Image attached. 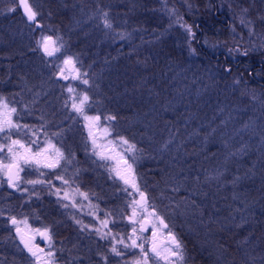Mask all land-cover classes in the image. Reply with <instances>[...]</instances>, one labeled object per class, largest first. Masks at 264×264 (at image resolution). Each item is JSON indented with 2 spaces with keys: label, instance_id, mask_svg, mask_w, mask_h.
<instances>
[{
  "label": "rangeland",
  "instance_id": "1",
  "mask_svg": "<svg viewBox=\"0 0 264 264\" xmlns=\"http://www.w3.org/2000/svg\"><path fill=\"white\" fill-rule=\"evenodd\" d=\"M131 1L138 6L137 3L142 4L144 0ZM211 1L213 3L207 0L204 6L211 7L208 4L215 2L218 10L228 17L229 45L242 40L246 48L252 36L258 40L264 38V0ZM171 2L160 0L164 10L162 18L158 19L162 29L158 30L157 37L168 35L172 27L178 25V41L182 43V54L187 57L193 53L186 41L191 30L187 14L193 12L194 3L178 0L176 10ZM28 3L37 13L36 20L45 27L42 33H35L33 28L25 29L24 20L14 12L16 0H0V123L10 119L13 124L20 125L0 132V191L8 187L5 166L18 165L19 179L14 197L21 206H26V210L17 215L14 232L22 228L37 243L43 231L51 237V242L44 245L46 250L33 256L31 264H190L191 245L204 251L205 259L211 264H240L226 261V257L223 259L224 253L203 231V225H194L192 213L180 212L182 218L179 215L173 219L176 209L172 199L163 192L162 195L153 192L139 174L140 155L135 140L120 133L122 129L115 128V120L106 110L107 100L93 98L94 93L102 96L108 93L98 91L102 83L115 86V69L112 65L96 66L95 60L87 65L85 45L93 46L92 40L104 41L103 30H107L109 37L106 36L108 50L114 49L115 42H122V46L130 49L133 45H151L150 40L155 39L151 31H148L149 39L144 41L140 39L144 32L139 31L138 35L131 32L119 14L99 16L97 0H28ZM98 24L103 27H97ZM116 25L122 27L121 31L116 30ZM49 38L55 48L53 55L50 49L44 50ZM215 44L219 45L217 41ZM213 45L211 43L208 50L214 55L218 52ZM123 59L131 63L126 53ZM183 62V71L176 72L179 80L186 77L182 73L201 74L187 80V85L183 83L186 91L180 90L191 99L194 92L202 96L214 93H206L203 78L207 65H211L207 69L212 73L210 77L217 78L213 83L214 88L219 89L216 91L219 96L220 91H243L241 98L236 95L240 101L234 106L231 97L215 96L216 107L212 113H216H207L208 118H203L206 136L217 135L213 124L216 119L217 127L224 126L225 132L237 127L229 135V142L241 133L246 141L256 142L255 151H264V111L256 112L264 108V96L255 93L251 81L239 72L225 76L214 64L206 63L204 67L203 59L187 58ZM126 65L118 67L116 77L119 71L126 70ZM116 85L124 90V82L116 81ZM12 108L16 111L11 112ZM101 108L106 112H99ZM201 129L199 121L193 132L199 133ZM16 140L20 143L12 144ZM171 140L165 142L176 149L179 141ZM9 145L12 153L8 152ZM22 157H27L29 162L25 163ZM53 163L55 167L47 166ZM141 193H144L143 199ZM40 204L46 213L59 215V218L44 220L38 208ZM145 220L151 223L149 227ZM160 220L167 229L162 227ZM182 221H190L186 229ZM70 233L75 234L74 237ZM169 235L175 237L174 244L169 242ZM133 240L143 248L133 246ZM17 241L22 251L27 252L18 237ZM157 244L159 248L153 252ZM113 247L121 255H116ZM251 248L253 246L249 251L253 253L254 248ZM248 260L247 264H256ZM257 264H264V260H257Z\"/></svg>",
  "mask_w": 264,
  "mask_h": 264
},
{
  "label": "trees",
  "instance_id": "2",
  "mask_svg": "<svg viewBox=\"0 0 264 264\" xmlns=\"http://www.w3.org/2000/svg\"><path fill=\"white\" fill-rule=\"evenodd\" d=\"M97 1L100 5L99 16L104 18L105 14H119L122 23L124 21L131 32L137 35L139 31L144 32L143 38L140 39H149L148 31H151L152 37L155 38L150 40L151 45H133L131 49L122 46V42H115L114 49L108 50L109 37L107 30H103L105 42L92 40L93 46L85 45L87 65L95 60L96 66L112 65L115 69V86L109 87L107 83H102L98 91L108 93L104 96L94 93L93 98L107 100L106 110L113 116L115 128L122 129L120 133L135 140L140 155L138 171L146 186L157 195H162L163 192L172 199L176 209V216H172L174 220L179 215L182 218L184 213H192L194 225H203V231L209 234L216 246L222 250L223 259L226 257V261L247 264L246 260L249 259L257 264V260H264V151H255L256 142L251 140V144L241 133L229 142L228 137L236 131V126L234 131L225 132L224 126L217 127V121L213 119L217 135L208 137L202 125L207 113L209 115L215 110V96L231 97L234 106L240 101L235 97L239 95L241 98L243 91H220L219 96L216 93L219 89L214 88L213 83L217 78L210 77L212 73L207 69L211 65H207L203 78L206 93H214L202 96L203 94L194 92L191 99L186 93H180V90L186 91L183 89V83L186 82L187 85V80L198 78L201 74L182 73L186 76L184 80H179L180 76L176 74L179 70L183 71V61L187 58H197L203 59L204 67L206 63L214 64L225 76L239 72L248 81L249 59L255 51L262 50V42L254 46L248 42V47L244 48L242 40L237 36L239 41L229 45L228 17L218 10L215 2L208 4L213 7L211 8L204 6L207 0H192L196 7L193 6V12L187 14L191 30L186 41L191 45L193 53L185 57L182 54V43L178 41V25L173 26L168 35L157 37L158 30L162 29L158 21L162 18L161 12L164 10L160 0L159 3L155 0H144L143 5L137 3L138 6H134L131 0H121V4L119 0ZM170 1L178 10V0ZM179 11L184 12L181 9ZM14 12L24 20L25 25H30L29 29L33 28L35 33H42L45 29L42 24L38 28L28 22L21 12L19 0H16ZM96 26L103 27L102 24ZM116 27L117 31H121V26ZM26 31L24 30L25 33ZM216 33L219 36L217 38ZM211 43L220 53L215 59L208 56V46L211 47ZM124 53L131 63L124 61ZM124 64H127L126 70L119 71L116 77L118 67H123ZM226 65L232 66L230 73L226 71ZM116 81L124 82V90L117 87ZM255 93L264 96V91ZM150 101L152 104H148ZM170 102L171 107H168ZM259 110L256 112H263L264 108ZM99 112L106 111L101 108ZM199 121L202 129L199 133L193 132L197 129ZM189 126L191 128L187 131ZM166 139L179 141L176 144L178 147L173 149L170 144H166ZM0 193L5 195L0 197V264H31L33 256L19 247L18 235L14 232L12 222L17 215L23 214L26 206H21L19 200L14 197L17 189L6 187L1 189ZM38 208L41 217L46 221L54 217L59 218V215L46 213L42 204ZM180 212L183 214H179ZM182 222L186 229L190 221ZM126 230L128 232V229ZM69 235L74 237L75 234ZM251 246L254 248L253 253L249 251ZM189 249L190 264L212 263L205 259L204 251L200 248L196 249L191 245Z\"/></svg>",
  "mask_w": 264,
  "mask_h": 264
},
{
  "label": "water",
  "instance_id": "3",
  "mask_svg": "<svg viewBox=\"0 0 264 264\" xmlns=\"http://www.w3.org/2000/svg\"><path fill=\"white\" fill-rule=\"evenodd\" d=\"M19 2H20V0H19ZM28 4H29V3H28ZM20 8H21V12H22V14H23L24 17L28 20L29 23H31V24H35V26L38 27V28L41 27L40 23L37 22L36 18H35V20H29V19L27 18V15L25 14L24 9H23V5H22L21 3H20ZM52 43H53V40H52V39H47L46 42H45V44L47 45V50L50 49V52H49L50 55H53V54H54V51H55V48H54L53 46H51ZM44 50H45V49H44ZM47 50H46V51H47ZM70 65H71V64L68 63V66H69V67H70ZM11 166H12V167H11V175H12V177H13V182H14V184L16 185V183H17V181H18V179H19V167H17L16 164H12ZM7 172H8V170H7ZM7 172H6V173H7ZM17 174H18V178H17ZM6 178H7V180L9 181V176H8V174H6ZM7 186H8L10 189H12V190L15 189V187H13L12 185H10L9 182L7 183ZM160 221H161V220H160ZM160 223H161V222H160ZM145 224L149 227L151 223H150L148 220H145ZM162 227H163V228H166L164 223H162ZM18 229H19V231L16 230L17 235H18V237H19V239H20L22 245L26 248V250L32 255V252H30V251L28 250V248L31 247L32 250L35 251L37 254L40 253V250H38V247L35 246V245H33L34 242H35V238H34L32 235H27V234H25L22 228H18ZM169 237H170V238H169V242H170V243H173V242H174L173 237H172L171 235H169ZM50 241H51V237H50V235H49L46 231H43V232L41 233V236H40V242H42V244H48V243H50ZM26 244L28 245V247L25 246ZM154 247H155V252H157V250H158V248H159V244L155 245ZM152 251H153V248H152ZM153 252H154V251H153Z\"/></svg>",
  "mask_w": 264,
  "mask_h": 264
},
{
  "label": "snow or ice",
  "instance_id": "4",
  "mask_svg": "<svg viewBox=\"0 0 264 264\" xmlns=\"http://www.w3.org/2000/svg\"><path fill=\"white\" fill-rule=\"evenodd\" d=\"M20 3L23 5V9H24L25 14L27 15V18H28L29 20H35L37 13H36L35 11H33V9L31 8V6L28 4V0H20ZM105 15H107V14H105ZM105 24H106L107 26H110V25H108V21H107V20H105ZM49 39H50V38H49ZM44 47H45V50H47V45H46V44L44 45ZM84 83H87V81L85 80ZM69 91H71V89H69ZM84 99L86 100L87 97L85 96ZM73 107L76 108V105L74 104ZM15 111H16L15 108H12V109H11V112H15ZM77 111H80V109L77 108ZM97 119H98V117H97ZM14 127H15V128H19L20 125H18V124H13L12 121H11L10 119H8V120L5 121L4 123H0V132H4V131H5V128H7L8 131H10V130H11L12 128H14ZM5 138L8 139V138H10V137L6 136ZM19 143H20V142H19L18 140H16V141H12V144H19ZM125 143H127V141H125ZM21 147H23V145H21ZM8 152H9V153H12V152H13V148H12L11 145L8 146ZM37 155H39V153H38ZM22 158L24 159V162H25V163H28V162H29V160H28L27 157H22ZM38 162H39V161H37V163H38ZM57 162H58V161H57ZM47 166H48V167H55V163H53V164H49V165H47ZM5 167L8 169V172L6 173V174H8V176H9V181H8V182H9L10 185H12L13 187H15V184H14V182H13V177H12V175H11V167H12V166H11V165H6ZM17 167H18V165H17ZM17 178H18V174H17ZM29 183H35V182H34V181H29ZM134 187H135V185H134ZM137 190H139V189H137ZM141 197H142V199L144 198V193H141ZM12 222H13V224L16 223L15 218L12 219ZM160 222L163 223V220H161ZM165 227H167V225H165ZM17 231H19V229H17ZM134 231H135V229H134ZM173 240H175V237H173ZM132 245H133V246H136V247H141V248H143L142 245H137L135 240H133ZM25 246L28 247L27 244H26ZM177 246L179 247L178 243H177ZM28 250H29L30 252H32V255H33V256H36V255H37V253H36L35 251H33L31 247H29ZM112 251H113L114 253H116V255H121V253H120L115 247H113ZM153 251L155 252V247H153ZM174 254H175V253H174ZM145 255H147V254L145 253ZM157 255H159V253H157Z\"/></svg>",
  "mask_w": 264,
  "mask_h": 264
},
{
  "label": "flooded vegetation",
  "instance_id": "5",
  "mask_svg": "<svg viewBox=\"0 0 264 264\" xmlns=\"http://www.w3.org/2000/svg\"><path fill=\"white\" fill-rule=\"evenodd\" d=\"M19 5H20V2H19ZM24 27H26L25 29L28 30V28H30V25H25ZM249 39L250 40L248 42L252 46H254L255 44H260L261 42L264 46V40H263L264 38L261 39L263 41H261L260 39L258 40L257 38H255L253 36ZM249 60H250V63H249V67H248V75L250 78L249 80L251 81L250 83L253 85V90L254 91H264V47L260 51H255L253 53V57H251ZM225 69L228 73H230L232 70V66L226 65ZM173 244H174V242H173ZM33 245L37 246L38 250H40V252L46 250V248H45L44 244H42V242L37 243L35 241ZM173 257L176 258L177 254L175 253L173 255ZM157 259L160 260L158 257H157ZM59 261L61 262V260H59Z\"/></svg>",
  "mask_w": 264,
  "mask_h": 264
},
{
  "label": "bare ground",
  "instance_id": "6",
  "mask_svg": "<svg viewBox=\"0 0 264 264\" xmlns=\"http://www.w3.org/2000/svg\"><path fill=\"white\" fill-rule=\"evenodd\" d=\"M151 2H153V0H151ZM220 55V53L218 52L217 54H212V53H210L208 56L210 57V58H217L218 56ZM209 57H207V58H209Z\"/></svg>",
  "mask_w": 264,
  "mask_h": 264
}]
</instances>
